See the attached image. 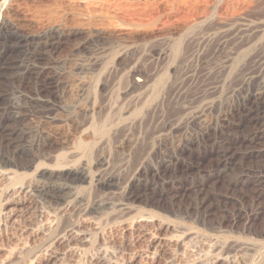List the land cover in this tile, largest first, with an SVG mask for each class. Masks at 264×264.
<instances>
[{
  "label": "rangeland",
  "instance_id": "obj_1",
  "mask_svg": "<svg viewBox=\"0 0 264 264\" xmlns=\"http://www.w3.org/2000/svg\"><path fill=\"white\" fill-rule=\"evenodd\" d=\"M4 20L21 34L56 27L64 43L47 84L19 82L26 46L0 32V151L15 161L0 164V264H264L256 118L205 139L192 123L164 129L207 100L240 112L264 62V0H0ZM42 133L61 141L33 161ZM80 166L71 203L34 196Z\"/></svg>",
  "mask_w": 264,
  "mask_h": 264
},
{
  "label": "bare ground",
  "instance_id": "obj_2",
  "mask_svg": "<svg viewBox=\"0 0 264 264\" xmlns=\"http://www.w3.org/2000/svg\"><path fill=\"white\" fill-rule=\"evenodd\" d=\"M23 25H25V24H23ZM19 29L20 28H18L16 25H14V23H11V22L9 23L5 20L0 22V32H2L4 30H6V31L8 30L9 33L13 32V35L17 34V36H18V38H16L17 42L20 44H24L23 47L26 46V49H25V52L23 55V61H21L22 63L19 64V67H21V69L23 68L24 73L23 74L20 73L21 76L18 77L17 81L24 82V81H26L25 80L26 76L35 74L37 79L40 82L47 84L44 81L45 78H47V77H45L44 79H42V78L44 77V74L46 73V69L49 68L50 65L54 64L55 53L59 50L61 45L64 43V41H63L64 40V35H63L64 33L61 32L56 27H50L49 29L47 28L46 30H44L40 33H28V34H21ZM90 35H92V37H94L96 39H101L105 34L102 31L96 30V28H95V31L92 32V30H91ZM253 39H254L253 34L249 30H246V31H243L242 34H240V36L236 40L239 41L238 42L239 46H240V44H241V46H247L253 42ZM261 64H262V70H261L260 75L259 76L255 75V77H251V78L249 77L250 79L248 78L249 80L246 84V87H248L247 88L248 90L251 87H254V88L256 87V89L253 91H251V89H250L249 91H247L248 93L245 96H243V97L240 96L241 97L240 104L237 103L240 106V108L237 107L240 109V112H231L229 110L230 112H222L221 111V112L216 113L214 111L215 107H216L215 101L214 100H211V101L207 100V102H205L202 105L201 112L188 113L185 115V118L183 120H181L177 123L176 122H169V121L167 123H165L164 124L165 131L169 134V136L170 135L172 136L176 132V130H179L182 128L184 123H186V124L192 123V125L193 124L197 125L198 126L197 128H199V130H200V135L198 136V138L205 139L212 132H216V133L219 132L220 134H222L226 128L231 129V127H233L232 121H233L234 117L237 115H240V116L251 117L249 120H254V118H256L255 121H257V123L260 125V127L257 129L258 130L257 132L253 133L250 140L257 142V143L263 142L264 141V62ZM258 67H260V66H258ZM259 69H261V67ZM132 77L134 78V84H133L134 87L143 85L144 80H141L139 70H133L132 71ZM239 90H240V88H239ZM238 102H239V100H238ZM234 106H235V104H234ZM208 114L213 115L211 119L208 118ZM183 117H184V115H183ZM189 127H187V128H189ZM183 128H184V126H183ZM218 136H220V135H218ZM40 139L41 140L36 145L35 151H33V153H31L32 156L30 158L33 161L40 160L42 157H44L43 155H44L46 149L55 148L56 146H58V144L61 141L59 138H55L51 134L44 135V133H42L40 135ZM184 147H185L184 146V140L180 139L178 141V144L175 147L176 153L178 152L181 155L184 154L186 151L184 149ZM1 153L2 152L0 151V164L11 165L12 163H15L14 160H11L12 157L11 158L5 157ZM12 159H14V157ZM172 162H173V158H171V163ZM3 176H4V174H3ZM61 178H62L60 180L61 183H59V182L58 183H54V182L49 183L48 182L45 184H39V185L34 186L33 187L34 188L33 191L35 194L34 196L41 198V199H46V200H48V202H52L54 204L55 203L56 204L57 203H64V204L65 203H68V204L71 203L75 197V195L73 193L75 190V187H72L71 185H74L78 182L87 181V179H88L87 169H86V167H83V166H80L79 168L77 167L76 169L71 170L68 174L63 175ZM7 179H9V178H7ZM99 184H103V186H107V187L114 185L112 180L99 181ZM7 193H10V191L9 192L7 191ZM31 193H32V191H31ZM10 194H9V197H10ZM6 195L7 194H5V196H4L5 198H6ZM12 199H13V197H12ZM12 202H14V200ZM4 204H6V203H4ZM4 204L2 203V205H4ZM11 210L13 212L14 209H11ZM3 213L4 212H2V214ZM5 221H7V220H5ZM0 222H1V220H0ZM0 225H1V223H0Z\"/></svg>",
  "mask_w": 264,
  "mask_h": 264
}]
</instances>
